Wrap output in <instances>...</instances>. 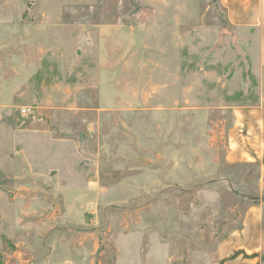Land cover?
I'll list each match as a JSON object with an SVG mask.
<instances>
[{
	"label": "rangeland",
	"instance_id": "1",
	"mask_svg": "<svg viewBox=\"0 0 264 264\" xmlns=\"http://www.w3.org/2000/svg\"><path fill=\"white\" fill-rule=\"evenodd\" d=\"M239 39L216 0H0V264H207L264 205L225 160L264 93Z\"/></svg>",
	"mask_w": 264,
	"mask_h": 264
},
{
	"label": "crops",
	"instance_id": "2",
	"mask_svg": "<svg viewBox=\"0 0 264 264\" xmlns=\"http://www.w3.org/2000/svg\"><path fill=\"white\" fill-rule=\"evenodd\" d=\"M216 5L222 11L227 26L239 36V41L248 49H250L249 45L253 46L255 65L260 73L264 71V0H216ZM120 30L118 26H112V29L106 28L104 24L97 26L101 49L105 46L104 34H116L115 36L120 39ZM115 66L118 67V65ZM102 83L106 82L103 80ZM100 91L105 95V87ZM111 91L115 99L116 91L114 88ZM260 97L262 100L257 106L232 109L234 123L227 129L225 160L231 165L254 164L257 166V184L262 192L264 187V93H261ZM112 106L114 107V103ZM46 132L45 129H39L36 133L42 134L41 147L45 148L49 145L45 143L47 140L43 139ZM158 258L157 264H169L166 253L163 255L161 253ZM208 259L207 264H264V205L260 203L249 206L237 224V228L216 243L214 253Z\"/></svg>",
	"mask_w": 264,
	"mask_h": 264
},
{
	"label": "built area",
	"instance_id": "3",
	"mask_svg": "<svg viewBox=\"0 0 264 264\" xmlns=\"http://www.w3.org/2000/svg\"><path fill=\"white\" fill-rule=\"evenodd\" d=\"M20 114L21 116H28L30 114V111L28 109H21Z\"/></svg>",
	"mask_w": 264,
	"mask_h": 264
}]
</instances>
